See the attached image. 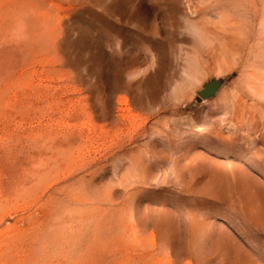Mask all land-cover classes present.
<instances>
[{"label": "rangeland", "instance_id": "rangeland-1", "mask_svg": "<svg viewBox=\"0 0 264 264\" xmlns=\"http://www.w3.org/2000/svg\"><path fill=\"white\" fill-rule=\"evenodd\" d=\"M0 264H264V0H0Z\"/></svg>", "mask_w": 264, "mask_h": 264}, {"label": "water", "instance_id": "water-1", "mask_svg": "<svg viewBox=\"0 0 264 264\" xmlns=\"http://www.w3.org/2000/svg\"><path fill=\"white\" fill-rule=\"evenodd\" d=\"M223 79H212L204 84L203 88L198 92L201 99L207 100L217 95L223 85Z\"/></svg>", "mask_w": 264, "mask_h": 264}]
</instances>
